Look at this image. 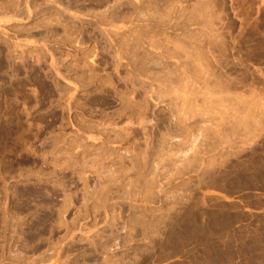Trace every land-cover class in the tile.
<instances>
[{
  "label": "rangeland",
  "instance_id": "obj_1",
  "mask_svg": "<svg viewBox=\"0 0 264 264\" xmlns=\"http://www.w3.org/2000/svg\"><path fill=\"white\" fill-rule=\"evenodd\" d=\"M0 264H264V0H0Z\"/></svg>",
  "mask_w": 264,
  "mask_h": 264
},
{
  "label": "bare ground",
  "instance_id": "obj_2",
  "mask_svg": "<svg viewBox=\"0 0 264 264\" xmlns=\"http://www.w3.org/2000/svg\"><path fill=\"white\" fill-rule=\"evenodd\" d=\"M169 1V0H168ZM176 1V0H175ZM179 3V2H178ZM138 13H139V11H138ZM110 16H112V15H110ZM111 22V21H110ZM105 23H107V20H106V22ZM112 23V22H111ZM111 23H109V24H111ZM117 24V23H116ZM107 25V24H106ZM155 25H156V23H155ZM113 27V26H112ZM169 28V27H168ZM204 29V28H203ZM105 30V29H104ZM168 30V29H167ZM108 31V30H107ZM107 33V32H106ZM110 36V35H109ZM140 36V35H139ZM139 39V38H138ZM140 41V40H139ZM138 42V41H137ZM137 44V43H136ZM156 45V44H155ZM205 45V44H204ZM139 47V46H138ZM181 47V46H180ZM149 48V47H148ZM132 54V53H131ZM200 61V60H199ZM193 62H194V60H193ZM200 63V62H199ZM194 68V67H193ZM204 68V67H203ZM195 69V68H194ZM204 71V70H203ZM204 73V72H203ZM191 74V73H190ZM201 74V73H200ZM182 75H183V73H182ZM170 76V75H169ZM131 78V77H130ZM179 78V77H178ZM182 78V77H181ZM184 78H186V77H184ZM183 78V79H184ZM216 78V77H215ZM214 78V79H215ZM155 79V78H154ZM158 80V79H157ZM159 81V80H158ZM186 81V80H185ZM208 81V80H207ZM218 81V80H217ZM215 82V81H214ZM189 84V83H188ZM218 84V83H217ZM185 85V84H184ZM205 85V84H204ZM160 86H162V85H160ZM203 86V85H202ZM208 86V85H207ZM215 86V85H214ZM220 86V85H219ZM151 87V86H150ZM173 87V86H172ZM201 88V87H200ZM217 88V87H216ZM203 89V88H202ZM180 92V91H179ZM164 93V92H163ZM186 93V92H185ZM190 93V92H189ZM206 93V92H205ZM208 93V92H207ZM203 94H204V92H203ZM184 95V94H183ZM191 95V94H190ZM206 95V94H205ZM210 95V94H209ZM186 96V98H187V95H185ZM193 96V95H192ZM204 96V95H203ZM205 98L206 97H208V96H204ZM210 97V96H209ZM220 97V96H219ZM218 97V98H219ZM223 97V96H222ZM197 98V97H196ZM221 98V97H220ZM224 98H225V96H224ZM184 99H185V97H184ZM175 100V99H174ZM194 100V99H193ZM197 100V99H196ZM210 99H208V101H209ZM214 100V99H213ZM224 100V99H223ZM184 101V100H183ZM205 101V100H204ZM217 101H218V99H217ZM216 101V102H217ZM207 102V100L205 101V103ZM194 103V102H193ZM176 104V103H175ZM208 104H209V102H208ZM189 105V104H188ZM127 106V105H126ZM181 106V105H180ZM199 106V105H198ZM206 106H207V104H206ZM183 107V106H182ZM197 107V106H196ZM201 107V106H200ZM193 108V107H192ZM195 108V107H194ZM207 110V109H206ZM196 111V110H195ZM202 112V111H201ZM189 113V112H188ZM205 113V112H204ZM183 114H184V112H183ZM186 115V114H185ZM222 142V141H221ZM139 175V174H138ZM152 186V185H151Z\"/></svg>",
  "mask_w": 264,
  "mask_h": 264
}]
</instances>
